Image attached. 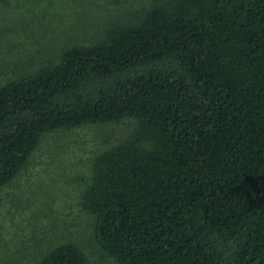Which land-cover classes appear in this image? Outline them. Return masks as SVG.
<instances>
[{
	"label": "trees",
	"instance_id": "16d2710c",
	"mask_svg": "<svg viewBox=\"0 0 264 264\" xmlns=\"http://www.w3.org/2000/svg\"><path fill=\"white\" fill-rule=\"evenodd\" d=\"M124 118L79 196L95 244L117 264H264V0H158L0 83V189L43 133Z\"/></svg>",
	"mask_w": 264,
	"mask_h": 264
},
{
	"label": "rangeland",
	"instance_id": "374dc122",
	"mask_svg": "<svg viewBox=\"0 0 264 264\" xmlns=\"http://www.w3.org/2000/svg\"><path fill=\"white\" fill-rule=\"evenodd\" d=\"M158 0H2L0 83L56 63L74 44L135 23ZM124 118L43 133L28 164L0 189V264H32L51 245L75 241L89 264H117L96 244L79 205L93 156L134 129Z\"/></svg>",
	"mask_w": 264,
	"mask_h": 264
}]
</instances>
